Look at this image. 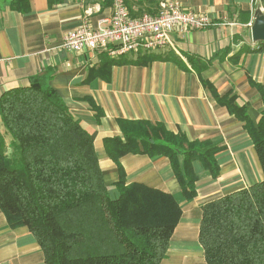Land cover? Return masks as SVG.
I'll return each mask as SVG.
<instances>
[{"label": "crops", "instance_id": "crops-1", "mask_svg": "<svg viewBox=\"0 0 264 264\" xmlns=\"http://www.w3.org/2000/svg\"><path fill=\"white\" fill-rule=\"evenodd\" d=\"M168 2L205 13L210 25L174 31L169 44L151 51L110 55L106 49L73 52L62 44L71 29L105 26L112 0H28L27 11L0 0V95L29 85L35 76L49 78L90 131L111 197L117 195L119 172L105 152L104 138L121 135L120 119L161 123L188 140L217 145L216 176L193 161L198 179L191 199L182 194L167 157L136 153L120 159L126 183L169 192L180 205L159 264H207L199 240L203 206L263 178L244 119L222 102L233 100L244 107L246 120L254 124L264 107V45L250 35L260 5L254 0H125V5L131 16L139 17L158 13ZM142 52L168 57L140 63L136 57ZM0 264H45L34 235L26 226L10 227L1 209Z\"/></svg>", "mask_w": 264, "mask_h": 264}, {"label": "trees", "instance_id": "trees-1", "mask_svg": "<svg viewBox=\"0 0 264 264\" xmlns=\"http://www.w3.org/2000/svg\"><path fill=\"white\" fill-rule=\"evenodd\" d=\"M254 4L264 8V0ZM10 6L29 9L28 0H11ZM167 57L142 52L136 58L144 63ZM48 79L38 75L0 95V209L8 225L29 229L45 264H159L180 205L169 192L126 183L121 157H167L182 194L191 199L198 179L193 161L216 176L219 147L188 140L161 123L120 119L121 135L104 138L119 172L117 195L111 197L90 131ZM230 101L222 100L244 119L263 178L206 203L199 240L207 264H264V107L254 124L246 120L244 107Z\"/></svg>", "mask_w": 264, "mask_h": 264}, {"label": "built area", "instance_id": "built-area-1", "mask_svg": "<svg viewBox=\"0 0 264 264\" xmlns=\"http://www.w3.org/2000/svg\"><path fill=\"white\" fill-rule=\"evenodd\" d=\"M210 22L205 13L185 10L176 2H168L154 15L133 17L125 0H112V14L105 26L71 29L62 46L73 52L106 49L110 55L151 51L169 44L174 31L200 29Z\"/></svg>", "mask_w": 264, "mask_h": 264}, {"label": "water", "instance_id": "water-1", "mask_svg": "<svg viewBox=\"0 0 264 264\" xmlns=\"http://www.w3.org/2000/svg\"><path fill=\"white\" fill-rule=\"evenodd\" d=\"M250 35L254 42L264 43V11L260 6H257L254 10L250 25Z\"/></svg>", "mask_w": 264, "mask_h": 264}]
</instances>
